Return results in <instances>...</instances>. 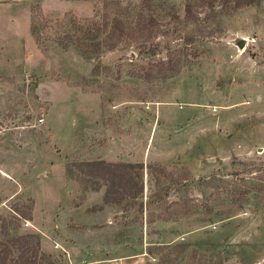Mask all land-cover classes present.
Returning a JSON list of instances; mask_svg holds the SVG:
<instances>
[{
    "label": "rangeland",
    "instance_id": "1",
    "mask_svg": "<svg viewBox=\"0 0 264 264\" xmlns=\"http://www.w3.org/2000/svg\"><path fill=\"white\" fill-rule=\"evenodd\" d=\"M243 1L0 0V238L32 233L53 264H264V0ZM138 11L149 33L75 45ZM95 158L158 163L170 188L144 166L104 206L76 165Z\"/></svg>",
    "mask_w": 264,
    "mask_h": 264
},
{
    "label": "trees",
    "instance_id": "2",
    "mask_svg": "<svg viewBox=\"0 0 264 264\" xmlns=\"http://www.w3.org/2000/svg\"><path fill=\"white\" fill-rule=\"evenodd\" d=\"M144 0H140L142 2ZM199 2L212 3L214 0H198ZM243 0H232L233 6H240ZM246 2V1H243ZM190 4L186 3L184 6V15L190 17ZM137 21V22H136ZM136 21L134 24L125 23L121 18L113 15L110 17L108 30L103 33L101 38L97 39L96 33H93L90 42L75 43L76 46L85 47V44L90 50H96L100 43L107 46H113L115 41L123 39L128 34H133L134 31L138 33H149L153 26V17L148 15L145 19L142 18L141 12H137ZM31 34L33 33V22L30 25ZM190 36L186 35V39ZM82 43V44H81ZM84 50V48H81ZM89 50V51H90ZM86 51V48L84 52ZM180 56L178 53L171 54L164 60L157 61L154 65L157 66L158 77H169L175 75L181 66ZM76 165L80 171L98 178L105 184L102 194V202L120 203L127 196H137L142 191V181L140 170L145 166L148 173L151 174L155 186L152 194L157 201L162 199V195L168 191L170 185L160 184V176L167 177L164 167L158 163H143L142 161H108L102 158L79 160ZM93 180V186L97 187L99 180ZM171 182H174L172 180ZM162 192V193H161ZM245 190L239 192V199ZM175 207L169 208V205L164 209L155 213L153 218L169 219L188 216L194 211L195 204H191L188 199L180 202L174 201ZM207 208L206 211H209ZM182 245V244H177ZM192 256L195 254V249L191 250ZM0 264H53L44 253L39 250L38 238L32 233H22L10 237L9 239L0 238Z\"/></svg>",
    "mask_w": 264,
    "mask_h": 264
},
{
    "label": "crops",
    "instance_id": "3",
    "mask_svg": "<svg viewBox=\"0 0 264 264\" xmlns=\"http://www.w3.org/2000/svg\"><path fill=\"white\" fill-rule=\"evenodd\" d=\"M104 206H107V204L105 203ZM99 208H101V207H99ZM97 260H98V262H96V263L100 264V262L103 260V258L99 257V258H97Z\"/></svg>",
    "mask_w": 264,
    "mask_h": 264
},
{
    "label": "water",
    "instance_id": "4",
    "mask_svg": "<svg viewBox=\"0 0 264 264\" xmlns=\"http://www.w3.org/2000/svg\"><path fill=\"white\" fill-rule=\"evenodd\" d=\"M243 43H244V38H241V39L237 42V44H238L239 46H241Z\"/></svg>",
    "mask_w": 264,
    "mask_h": 264
}]
</instances>
